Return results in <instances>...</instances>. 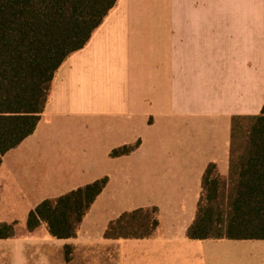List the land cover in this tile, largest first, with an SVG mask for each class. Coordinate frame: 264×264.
<instances>
[{"label": "crops", "instance_id": "1", "mask_svg": "<svg viewBox=\"0 0 264 264\" xmlns=\"http://www.w3.org/2000/svg\"><path fill=\"white\" fill-rule=\"evenodd\" d=\"M263 105L264 0H118L3 156L0 226L22 232L0 238V264H264V239L187 236L207 167L229 174L235 118ZM103 177L75 236L28 230L42 201ZM153 208L150 234L114 232Z\"/></svg>", "mask_w": 264, "mask_h": 264}, {"label": "trees", "instance_id": "2", "mask_svg": "<svg viewBox=\"0 0 264 264\" xmlns=\"http://www.w3.org/2000/svg\"><path fill=\"white\" fill-rule=\"evenodd\" d=\"M118 0H0V165L4 154L31 135L44 112L52 81L61 64L89 42ZM249 122L244 150L234 160L232 130L227 177L210 164L204 175L196 217L187 230L192 239H264V105L258 115L235 118ZM122 146L112 156L129 153ZM224 179V188L219 180ZM107 177L42 201L27 218L29 231L42 222L51 235H76L83 217L107 184ZM144 209L123 214L117 224L134 219ZM152 211L156 213V208ZM128 222L118 235L143 236L159 225ZM131 222H134L132 225ZM115 223V224H116ZM1 225L0 238L9 235Z\"/></svg>", "mask_w": 264, "mask_h": 264}, {"label": "rangeland", "instance_id": "3", "mask_svg": "<svg viewBox=\"0 0 264 264\" xmlns=\"http://www.w3.org/2000/svg\"><path fill=\"white\" fill-rule=\"evenodd\" d=\"M249 126V122L247 121V119H241L238 120L235 124H234V135H233V143H234V155L233 158L234 160H236L238 158V156L241 154V152L244 150V147L246 145L245 142V135H246V131L248 129ZM220 185L222 186L220 192L222 191V189L224 188V179L221 178L219 180ZM155 216V213L152 211V209H149L148 211H145L142 214L137 215L134 219H129V221H134V220H138V222L143 223L145 222V220L147 219V221L149 220V218H153ZM28 218V216H27ZM26 225H27V221H26ZM22 229L19 227H12L10 230H5V233H7L8 235H13V234H17V233H21ZM0 233H1V229H0Z\"/></svg>", "mask_w": 264, "mask_h": 264}]
</instances>
